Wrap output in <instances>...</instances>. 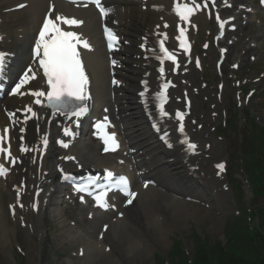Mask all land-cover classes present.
<instances>
[{"label": "bare ground", "instance_id": "6f19581e", "mask_svg": "<svg viewBox=\"0 0 264 264\" xmlns=\"http://www.w3.org/2000/svg\"><path fill=\"white\" fill-rule=\"evenodd\" d=\"M19 1V2H17ZM50 0H0V34L4 36L3 44L5 49L11 51L20 50L25 46L28 40L31 38L32 30L40 24V21L47 10L48 2ZM24 3H29V7L21 12H14L5 14V11L13 9ZM125 12L118 16H115V20L118 19L123 25L119 28V33L125 37V40L131 43L129 48L124 49V53L119 56L122 60L124 56H130L123 63L121 60L118 61L121 64V69H117L115 72L116 83L114 93L115 100L113 102L110 88H109V75L108 66L105 54L99 49L98 36L96 28L93 26L94 18L89 10L82 12H66L78 20L83 21L81 25H84L81 32L84 37H89L90 40L96 45L97 49L95 53L87 56L88 69L92 75L94 84V94L96 108L99 110L105 106L110 108V112H113V116L116 115L115 109L118 110V114L115 116L118 118L119 125L121 126L126 141H128L132 148L137 150V154L134 159L141 161L145 167L140 166L139 169L144 171V176L153 175L159 179L162 183L160 186H166L171 188L173 182H176V177H171L173 174H177V181L184 183V178L179 175L178 166L179 161L177 159L178 153H174V162L172 166H168L166 161L162 160L159 156V148L156 146L153 139L147 134L144 125L141 122L140 113L137 109V103H135V91L139 89V81L147 78L149 84L154 86L158 82L157 75L154 73L153 63L143 58V53L136 49V46L140 43V38L145 36L146 42L149 47L153 45V34L161 31L168 37L171 43H174L176 37V31L184 29L188 31L190 37L194 43L195 36L198 32L204 30L207 35L210 31L209 19L204 13H196L190 18V24L185 25L182 21L177 20L171 12L170 0H144V3H140L139 0L123 1L120 3ZM147 5V10H143V5ZM150 6H156L153 11L149 8ZM162 7V9H158ZM58 12H63L60 7H57ZM168 24V27L165 25ZM206 35V36H207ZM135 46V49L132 47ZM220 54L218 55V57ZM138 57L140 59H138ZM227 57V56H226ZM114 59L118 58L117 55L113 56ZM125 59V58H124ZM243 63L247 64L246 61ZM148 75V76H147ZM147 76V77H146ZM196 72L190 71L189 67L183 66L181 71L176 77L171 76L170 78L176 83V94L172 98V107L177 108L184 103L186 97L193 98L192 107H194L193 115L200 117L205 113L206 101H199L198 95H195L190 86L196 83L195 81ZM40 85L39 80L34 81L31 79V86L37 87ZM122 85H125L124 87ZM152 91H154L152 89ZM182 94V95H181ZM185 97V98H184ZM184 98V100H182ZM28 100V97L24 99H13L10 102L6 101L4 107L23 106ZM105 105V106H104ZM16 109V108H12ZM111 112V113H112ZM4 116L0 113V124H6ZM40 125L43 132H48L45 123L39 121L34 123ZM33 126V124H30ZM83 144L76 146L73 149V153L77 155V158L82 161L85 168H99L102 165L109 164L94 156L85 152L82 147ZM158 154V155H157ZM34 156L26 154L23 156V164L15 169L16 177L8 178L6 185L0 183V264L11 263L9 259L5 258V254L12 253V246L10 245V235H15L14 226L9 228L4 215L2 214V198L3 195L6 198L8 204L14 202V198L11 194V188L13 185H18L21 181H25L33 192L39 188H44L41 183L45 181V172L39 174L37 163L33 160ZM157 158L165 163H160ZM155 161V164H152ZM178 164V165H177ZM66 166V164H64ZM44 170L50 171V163L44 162ZM173 178V179H172ZM187 180V178H185ZM186 182V181H185ZM40 185V187H38ZM26 190V189H25ZM184 192L191 193L194 187L188 190L181 189ZM218 192V191H217ZM175 193H179L178 191ZM47 200V202H45ZM34 199H30V210L33 206ZM59 195H55V190L46 191L43 190L40 196L39 207L46 205L43 210L39 213L33 212L25 216L27 228L23 231L27 236V242L31 247L32 241H42V227L44 225L43 219L53 221L61 229H65L66 239L71 241L84 249V257L80 260H68L66 264H72V262L79 264H147L150 260V254L144 244L150 239V245L155 243L156 249L160 251H169L170 240L168 238L167 230L162 225L169 227L174 232H182L187 230L189 225V218H195L199 216V223L203 222L202 225L206 228L216 230L226 223L219 220L213 221L212 218H208V214L204 211H197L182 203L179 198H175L171 194L161 190L153 189L143 194V198L140 197L136 203L132 215L127 213V216L123 220L111 221L108 219L106 224H109V230L107 233H103V239L98 240H86L78 237V232L68 225L65 220H58L57 210L59 206ZM28 204L24 207L29 209ZM138 210V211H137ZM39 213V216H38ZM41 215V216H40ZM34 219H33V218ZM99 218H94L90 222L91 229H95L96 224L100 221ZM16 221V218L14 219ZM58 222V223H57ZM219 222V223H218ZM136 223L143 224L144 237L136 226ZM209 223V224H208ZM217 223V224H216ZM201 224V223H200ZM190 227V226H189ZM200 226L196 227L198 231H201ZM94 234V230L92 231ZM224 233V231H223ZM111 245L112 252L106 250V247ZM40 246V244H39ZM39 248L37 253H39ZM79 252V251H78ZM108 252V253H107ZM245 256H250L245 253ZM12 258V256H11ZM39 256L34 257L35 262L31 261L32 264H39ZM154 264V263H153Z\"/></svg>", "mask_w": 264, "mask_h": 264}, {"label": "snow or ice", "instance_id": "6c2138e0", "mask_svg": "<svg viewBox=\"0 0 264 264\" xmlns=\"http://www.w3.org/2000/svg\"><path fill=\"white\" fill-rule=\"evenodd\" d=\"M98 9L102 17L108 15L109 10L102 5V0H90ZM264 2V0H262ZM87 5H85L86 7ZM54 6L50 7L48 14L45 16L41 29L39 30L38 39L35 42V56L39 57V65L43 69V75L47 78V87L48 91H34L31 94L35 97L47 96L48 106L57 109L63 110L67 109L65 112L66 115L70 114L71 116L80 117L88 111L87 106L84 104L89 98L87 91L88 86V77L84 70L80 54L77 50V45L81 43L80 37L77 32L71 30H62L59 22H62L65 25L69 26H79L83 21L75 18H66L62 14H56L53 18ZM176 15L180 17L182 21L188 20L189 16L193 13V8L188 7L187 5L181 7L177 5L174 8ZM219 19V16H217ZM167 27V25H165ZM220 27L223 28V23L220 24ZM105 35L108 39L109 48H113L114 42L118 43V37L112 32L109 28L105 27ZM185 33L184 29L180 30V36L177 39L180 40L181 47H186L185 41L183 39ZM84 48H89L90 45L84 41ZM207 47V45H205ZM160 50L163 53V57L167 60L175 62V55L169 52L164 48L163 43L160 44ZM5 54L0 52V70L3 69ZM163 59H161V64H163ZM115 64V61H113ZM161 73L164 72V68L159 69ZM29 72H32L31 67L26 71L23 76L19 79V83L11 90L13 94L19 92V90L27 83L30 79H35V73H32V76L29 77ZM114 84L118 81H113ZM170 85L165 83L163 87L166 89ZM163 98V94H161ZM36 104H41L40 99L35 100ZM71 104V107H69ZM26 111L31 113L32 117H36L37 113L32 110L31 107H27ZM163 112V108L161 109ZM167 115V113H164ZM15 114L10 113V118ZM176 116L182 121L183 115L179 112L176 113ZM107 119V118H105ZM13 120V124H15ZM24 131V129H20ZM180 131L183 132V124L180 125ZM9 129H3V134H0V153H6L11 157L10 144L8 147H4V144L9 141L8 137ZM69 130H65V135H69ZM20 139H23L21 137ZM109 139L115 144V137L112 134ZM107 143V140L105 141ZM46 143V141H45ZM189 148L195 149L196 145L189 144ZM64 147H67V144H64ZM107 150V149H106ZM20 151L27 152L29 151L27 146H20ZM67 159H74L73 157H68ZM11 163H16V158H11ZM219 168H223V165H218ZM6 169L3 165H0V175L6 174ZM109 177L113 176V173H107ZM118 185H122L121 191L128 195L129 197H134L136 194L130 191L128 180L126 177H119L117 181ZM77 191H88L87 186H77ZM106 196V192L102 194ZM97 201L101 200L102 196L97 195L94 197ZM83 199V198H81ZM131 203V199L128 201ZM102 207L107 208L108 205L102 204Z\"/></svg>", "mask_w": 264, "mask_h": 264}, {"label": "rangeland", "instance_id": "374dc122", "mask_svg": "<svg viewBox=\"0 0 264 264\" xmlns=\"http://www.w3.org/2000/svg\"><path fill=\"white\" fill-rule=\"evenodd\" d=\"M234 1H236L239 5H240V3H242V2H244V4H246L247 3V6L248 5H250V6H252L253 5V1H255V0H234ZM248 1V2H247ZM256 6H257V3H256ZM243 15V14H242ZM248 20H250V21H252V22H256V21H259V22H261L262 23V25L264 24V22H263V17H259L258 16V18L256 19L254 16H250L249 17V19ZM209 27H210V31L208 32V33H212L211 34V36L208 38V40H211V37H212V35H213V32H214V28H215V25H214V23H213V21H212V19H211V21H210V23H209ZM247 27H245L244 26V23L242 22V20H241V22H240V32L239 33H237L236 35H234V37H233V39L234 40H240V36L244 33V32H246L248 29H246ZM248 28H250L247 32H246V34H245V37L247 38L245 41H243L242 42V46H241V49L240 50H238L239 49V46H240V43L238 44L239 46H238V49L236 50V47H237V45H236V47H234L231 51H230V57L234 54V55H237V56H239V60H238V62H236V57H232V60L231 61H233V62H236V63H238L239 64V66H241L242 67V73H243V77L244 78H246V80H248L249 79V75H250V73H251V71L252 70H250L249 68H248V65L247 66H243V65H245V64H242V61H246L247 60V57H246V60L244 59V53H245V50H247L248 49V43H247V41H248V37L250 36V35H253V34H255V33H253V29H255V28H258V25H253V26H250V27H248ZM207 33H206V31H204V30H202V31H200V33H199V35H198V41H199V43H198V41H196V46H195V48H196V53L204 60V70H205V74H204V79H201V74L202 73H199V75H197V81H196V83L193 85V87L195 86V88L197 89V90H201V87H200V83H201V80H203V81H205V82H207L208 83V85H214V83H215V85L218 83V82H223V81H225V83L226 84H229L231 81V78L234 76V73H232L231 71H230V69H231V66H232V64H233V62H229L227 65H226V67L224 66V70H225V72L223 73V71H222V73H219L218 71H216V69H215V62H216V59H217V57H218V55H217V49H211L210 50V52L208 53V54H205L203 51H202V48H201V45H202V43L204 42V41H207ZM233 39H231L230 41L232 42V40ZM256 41H258V42H260V40L259 39H256ZM231 42H229L228 41V43L230 44ZM260 55H262L261 53H260ZM262 58V61H264V56H262L261 57ZM248 64H249V62H248ZM256 67H258V69H257V75H255L256 77H258L259 76V74L260 73H263L264 74V62L263 63H258L257 65H256ZM242 73H239L240 75L242 74ZM222 74V75H221ZM239 74H236V75H239ZM216 80V81H215ZM256 91H259V89L258 90H256ZM215 94L214 93V91L211 89V88H207V89H205V90H203V98H205L207 95H209V94ZM202 98V99H203ZM231 102V101H230ZM253 104H251V107H253V109H254V112H255V114H257V116H256V118H257V123H258V125L257 126H259V128H263V125H264V121H263V118H261L260 117V115H258V114H260V112H261V110H258L257 109V100H254L253 102H252ZM210 104H212V102L210 103ZM209 104V105H210ZM225 106H232L231 105V103H229V101H228V99H227V97H226V95L224 94V103H223ZM214 105H215V103H214ZM256 105V106H255ZM218 112V114L221 112V110H218L217 111ZM260 125L262 126V127H260ZM215 126H216V128H218V125L217 124H215ZM264 129V128H263ZM238 133V134H237ZM237 133H236V131H232V133L231 134H229V135H227L226 137H224V140H225V138H227V140L225 141V146H227V150H228V152H229V154H230V156H231V161H233V159H235V157H236V161H239V155L237 156V155H235V150H234V148L232 147V145H236V144H238V143H240L239 144V146L241 145V146H243L244 148L246 147V142L245 141H247V142H249V140L246 138V137H244V136H246V135H250L252 132L247 128V125H245V124H243V122H240L239 123V129H238V131H237ZM242 136L241 137V139L240 140H238L236 137L237 136ZM231 139V140H230ZM245 140V141H244ZM231 147H232V149H231ZM239 148V147H238ZM239 165H240V163L239 162H237ZM232 170H233V172H234V174H240L242 177H243V182L245 183V184H247V178L245 177V175L243 174V173H241V171H240V167H236V166H232ZM246 192H247V195H248V187L247 186H245L244 187V193H245V195H246ZM247 195H246V199L245 200H247L248 201V197H247ZM258 203H264V198L263 199H259L258 201H257ZM5 211H6V209H4ZM213 212V211H212ZM73 214V213H72ZM207 214L209 215L208 216V218H212V220L214 221V218H216L217 219V217H218V215H215V217H213L212 216V214L210 213V211L209 212H207ZM66 216H68L69 218H70V215L68 214V212H66ZM74 216V215H73ZM199 222V221H198ZM201 223V231H200V233H203L204 234V241H199V240H196V238L193 236H191V234H192V230H191V228H189L190 230L189 231H187V230H185V231H182V232H184L181 236H185L183 239L188 243V246H189V249H188V251L189 252H191L192 251V253H193V255H195V253L198 251V249L197 248H200V246H198V245H195L194 246V244H193V242H191V240L193 239V240H196L197 241V243L198 244H200L201 245V248H202V250L204 251V252H202V253H205V254H207L208 253V251H210V248H211V250H214V248L216 249L217 247H219L220 248V243L221 242H224V239L222 238V236H223V231L225 230V226H222L221 227V229L219 230V231H214L215 233H213V229H211V227L213 226V225H211L209 228H206V227H204V226H202V225H205L206 226V224H204L203 222H200ZM199 223V224H200ZM209 224V223H208ZM198 227V226H197ZM227 229H228V226H227ZM193 230H194V227H193ZM242 233H244L245 231H244V228L242 227ZM180 232V231H179ZM218 232H222V234L220 233H218ZM181 233V232H180ZM52 235V234H51ZM54 235H55V231H54ZM20 236V235H19ZM175 237H178V235H176ZM191 237H192V239H191ZM237 237L239 238L238 240H237V242H236V244H234L233 245V247H235V248H240L242 245H243V243H244V235H241V234H238L237 235ZM170 240V239H169ZM170 242H171V245H172V240H170ZM45 244H46V241H45V243H43V247H45ZM190 244V245H189ZM14 247H15V245H16V243L14 242L13 244H12ZM212 245H214V246H212ZM20 246H21V248H22V250H23V253L21 254V256H22V259L20 260V259H18L17 257H18V255L20 254L17 250H16V247H15V251H13L12 250V254H13V256H14V261L13 262H11V264H16V262L18 263V264H32L31 263V261H33V262H35V260L34 259H30V256H29V253H28V248H27V245L25 244V242H22L21 244H20ZM230 247V246H229ZM229 247H227V248H229ZM170 248H172L171 246H170ZM54 250V249H53ZM163 253L164 254H167V252H166V250H164L163 251ZM49 254V255H48ZM69 255H70V252H67L66 253V259L67 258H69ZM41 256H42V259H43V261L41 260V261H39V264H47L46 263V259H49L50 260V257H51V259L54 261V255L52 254V250H50L49 248H44L43 250H42V254H41ZM40 256V257H41ZM45 256H49V257H45ZM40 259V258H39ZM65 258H64V260H66ZM17 260V261H16ZM153 260H154V258H153ZM36 263V262H35ZM154 263H155V261H154ZM49 264H51V263H49ZM147 264H153V261H152V259L149 261V262H147Z\"/></svg>", "mask_w": 264, "mask_h": 264}]
</instances>
